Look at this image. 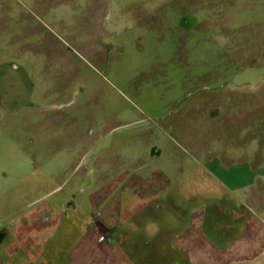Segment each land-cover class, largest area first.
<instances>
[{
    "label": "rangeland",
    "instance_id": "rangeland-1",
    "mask_svg": "<svg viewBox=\"0 0 264 264\" xmlns=\"http://www.w3.org/2000/svg\"><path fill=\"white\" fill-rule=\"evenodd\" d=\"M240 158L264 163V0H0V264H67L139 176L200 208Z\"/></svg>",
    "mask_w": 264,
    "mask_h": 264
},
{
    "label": "crops",
    "instance_id": "crops-1",
    "mask_svg": "<svg viewBox=\"0 0 264 264\" xmlns=\"http://www.w3.org/2000/svg\"><path fill=\"white\" fill-rule=\"evenodd\" d=\"M219 114L218 110H210L214 118ZM231 160L213 164L225 176V180L219 181L227 187L228 194L192 191L184 194L186 199H205L200 208L174 205V178L170 179L168 174L161 182L145 175L133 184L126 183L134 201L108 202L109 227L99 221L86 227L74 247L62 252L64 261L67 264H264V163L258 158ZM138 168L143 169L144 165ZM40 216L41 220L50 221L51 210L44 207ZM94 216H99L98 209ZM120 218L125 220L120 223ZM166 218L170 219L166 221ZM0 232L2 236L4 231ZM45 264L55 263L47 258Z\"/></svg>",
    "mask_w": 264,
    "mask_h": 264
},
{
    "label": "trees",
    "instance_id": "trees-1",
    "mask_svg": "<svg viewBox=\"0 0 264 264\" xmlns=\"http://www.w3.org/2000/svg\"><path fill=\"white\" fill-rule=\"evenodd\" d=\"M0 239H2V236H0Z\"/></svg>",
    "mask_w": 264,
    "mask_h": 264
},
{
    "label": "flooded vegetation",
    "instance_id": "flooded-vegetation-1",
    "mask_svg": "<svg viewBox=\"0 0 264 264\" xmlns=\"http://www.w3.org/2000/svg\"><path fill=\"white\" fill-rule=\"evenodd\" d=\"M0 236H1V232H0ZM106 238V237H105Z\"/></svg>",
    "mask_w": 264,
    "mask_h": 264
},
{
    "label": "built area",
    "instance_id": "built-area-1",
    "mask_svg": "<svg viewBox=\"0 0 264 264\" xmlns=\"http://www.w3.org/2000/svg\"><path fill=\"white\" fill-rule=\"evenodd\" d=\"M105 239V237L103 238V240Z\"/></svg>",
    "mask_w": 264,
    "mask_h": 264
}]
</instances>
